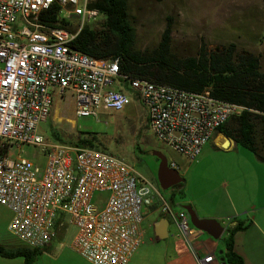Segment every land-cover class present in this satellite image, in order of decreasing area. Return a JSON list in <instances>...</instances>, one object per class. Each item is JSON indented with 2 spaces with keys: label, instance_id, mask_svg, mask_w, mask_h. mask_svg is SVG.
Listing matches in <instances>:
<instances>
[{
  "label": "built area",
  "instance_id": "obj_1",
  "mask_svg": "<svg viewBox=\"0 0 264 264\" xmlns=\"http://www.w3.org/2000/svg\"><path fill=\"white\" fill-rule=\"evenodd\" d=\"M96 0H0V205L11 212L8 231L27 248L44 249L68 226L72 248L90 264H127L141 244L143 199L151 185L123 158L73 143L46 140L37 128L50 115L55 96L71 95L77 116L95 109L122 110L135 99L146 110L154 137L194 160L217 128L243 107L219 100L205 89L191 92L119 73V58L97 59L73 48L84 25L100 18ZM75 19L72 28L49 23ZM126 80L127 85H112ZM41 147L43 169L15 151ZM176 169L175 163L169 164ZM106 192L104 205L94 202ZM160 211L191 242L201 232L187 213L173 210L156 190ZM196 256L198 264L212 261Z\"/></svg>",
  "mask_w": 264,
  "mask_h": 264
},
{
  "label": "rangeland",
  "instance_id": "obj_2",
  "mask_svg": "<svg viewBox=\"0 0 264 264\" xmlns=\"http://www.w3.org/2000/svg\"><path fill=\"white\" fill-rule=\"evenodd\" d=\"M127 10L135 29L134 48L137 51L147 54L155 51L167 30L169 47L179 57L193 56L202 46L212 51L233 44L238 50L258 55L264 68L262 0H127ZM102 19L100 17L93 26L98 27ZM69 21L71 27L74 26L75 19ZM119 84L122 81H115L112 86L115 88ZM75 104L71 95L55 96L52 115L39 124L38 133L46 140H53L52 134L56 133L65 143L91 134L95 148L119 156L132 165L151 185L142 197L143 227L147 240L155 242L154 223L161 214V201L156 190L173 210L188 206L183 202L190 198L203 208L211 209L212 204L200 200L202 194L215 198L228 195L227 200L225 197L220 200L221 206L226 208L231 203L229 196L239 190L245 191V162L239 159L242 158L239 154L224 152V148L216 147L212 141L214 136L201 154L191 160L154 137L147 125L146 110L135 99L119 111L99 106L95 109L96 116H77ZM16 153L41 169L45 166L46 157L41 147L23 145ZM160 157L166 160L168 166L171 162L176 164L181 178L178 184L160 187L157 180ZM221 181L228 185L220 187ZM105 198L106 192H96L93 200L99 202ZM103 205V202L98 204L99 207ZM75 232V227L70 225L59 239L68 247L65 251L70 255H78L69 246ZM10 239L22 243L11 235ZM54 256L41 254L34 264H55Z\"/></svg>",
  "mask_w": 264,
  "mask_h": 264
},
{
  "label": "trees",
  "instance_id": "obj_3",
  "mask_svg": "<svg viewBox=\"0 0 264 264\" xmlns=\"http://www.w3.org/2000/svg\"><path fill=\"white\" fill-rule=\"evenodd\" d=\"M262 4L264 8V0ZM91 6L98 9L103 19L98 27L84 25L73 48L97 59L119 58L121 75L145 78L191 92L207 89L219 100L242 106L240 114L230 117L216 133L264 162V68L258 55L238 50L231 44L212 51L202 46L193 56L179 57L169 47L167 30L155 51L142 53L134 48L135 29L129 21L127 0H96ZM58 12L56 6L51 7L49 23L72 28L69 20L58 17ZM120 81L127 85L126 80ZM52 135L62 142L56 133ZM94 142L93 135L85 134L70 143L95 148ZM244 227L239 221L222 236L220 257L225 264H245L233 250V236ZM38 252V249L29 248L5 250L0 246L1 256H21L24 264H33Z\"/></svg>",
  "mask_w": 264,
  "mask_h": 264
},
{
  "label": "crops",
  "instance_id": "obj_4",
  "mask_svg": "<svg viewBox=\"0 0 264 264\" xmlns=\"http://www.w3.org/2000/svg\"><path fill=\"white\" fill-rule=\"evenodd\" d=\"M50 114L52 115V112ZM213 136L212 141H214L216 147L224 148L226 150L224 152H235L239 154L242 157L239 159L245 162L247 167L245 170V191L239 190L233 196H229L231 203L226 208L221 206L220 200L224 197L228 198V195H220L215 198V196L211 197L202 194L200 200L210 205L212 204L211 209L203 208L201 204H196L195 200L191 198L183 203L188 205L198 219L216 220L224 228L222 234L218 238H213L208 233L201 231L198 237L191 242V246L195 252L194 254L180 236L175 224L161 213L154 223L155 242L151 239L147 240L143 227L145 216L142 209L141 244L130 257L127 264H198L196 256L199 259H203L209 255H212L213 258L212 261L206 264H222V260H220L221 253H219L222 250L221 238L227 229L233 228L239 221H242L245 227L235 232L233 236V250L243 258L245 264H264V162L257 160L250 153H245L248 152L246 149L236 146L231 139L224 135L216 133ZM240 149L246 151H240ZM222 185L226 186L228 184L221 181L219 186L221 187ZM143 190L148 192L149 189L146 187L140 189L142 197L144 193L141 191ZM179 209L187 213L190 226L194 227L190 222L189 213L184 206H180ZM163 218L169 220V225L166 230L167 236L165 238H159L155 231V224ZM10 219V210L0 205V246L5 250L27 248L23 243L13 242L10 239L11 234L8 231ZM62 234L60 233L44 249L39 250L33 259V264L41 254L47 256L56 255L53 258L56 261L55 264H90L79 254L70 255L66 253L65 249L68 247L65 246L63 241L59 240ZM71 245L72 240L69 244L72 250ZM0 264H24V259L21 256L4 257L0 255Z\"/></svg>",
  "mask_w": 264,
  "mask_h": 264
},
{
  "label": "water",
  "instance_id": "obj_5",
  "mask_svg": "<svg viewBox=\"0 0 264 264\" xmlns=\"http://www.w3.org/2000/svg\"><path fill=\"white\" fill-rule=\"evenodd\" d=\"M160 159L157 174V180L160 187L168 188L178 184L181 181V178L177 170L170 168L164 158L160 157ZM184 208L189 213L190 222L194 227L208 233L213 238H218L222 234L224 228L216 220L198 219L188 206H185ZM168 225L169 220L167 218H163L155 224V231L159 238H165L167 236L166 230ZM221 252L222 251H219V253ZM220 260H222V258H220ZM222 264L225 263L222 262Z\"/></svg>",
  "mask_w": 264,
  "mask_h": 264
},
{
  "label": "flooded vegetation",
  "instance_id": "obj_6",
  "mask_svg": "<svg viewBox=\"0 0 264 264\" xmlns=\"http://www.w3.org/2000/svg\"><path fill=\"white\" fill-rule=\"evenodd\" d=\"M141 192H142V193H144V194L146 193L144 190H143V191H141Z\"/></svg>",
  "mask_w": 264,
  "mask_h": 264
}]
</instances>
